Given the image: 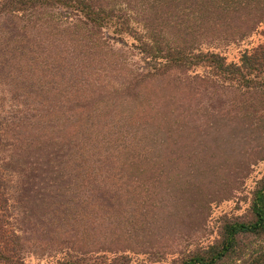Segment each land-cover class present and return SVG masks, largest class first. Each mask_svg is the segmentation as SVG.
Wrapping results in <instances>:
<instances>
[{
	"label": "rangeland",
	"instance_id": "374dc122",
	"mask_svg": "<svg viewBox=\"0 0 264 264\" xmlns=\"http://www.w3.org/2000/svg\"><path fill=\"white\" fill-rule=\"evenodd\" d=\"M38 12L25 27L20 14L0 15V122H24L0 150L21 264H182L226 223L253 219L264 192V20L229 36L242 18L211 19L188 38L192 56L173 62L148 55L133 20L96 31L73 7ZM68 26L93 35L104 74L85 86L59 79L65 93L24 88L48 79L43 62ZM19 65L34 75L24 86L10 76Z\"/></svg>",
	"mask_w": 264,
	"mask_h": 264
},
{
	"label": "trees",
	"instance_id": "16d2710c",
	"mask_svg": "<svg viewBox=\"0 0 264 264\" xmlns=\"http://www.w3.org/2000/svg\"><path fill=\"white\" fill-rule=\"evenodd\" d=\"M53 5L73 7L77 13L83 15L85 19L83 23L86 25L90 23L96 31L109 25L110 22L115 23L117 28L119 27L118 30L135 28L132 23L130 24L131 20L142 24L143 46H145L144 50L148 52V55L154 58L163 55L162 57L166 60L173 62L182 59L187 61L188 56H192L195 44L187 46L188 38H192L190 35L194 34L195 38L192 40L193 42L197 40V36L204 32L208 25L207 22L211 19L219 20L223 16L242 18L241 24L234 25L229 29V36L252 32L264 20V0H0V15L20 14L25 27L26 23L40 21L38 10L41 6ZM69 27L64 28L63 31L69 30ZM75 29L71 28L69 30L71 32L66 31L68 38L61 40L62 45L56 46L55 52L51 51L48 55L47 58L50 60L43 62L42 67L45 75L49 77L48 79L46 77L39 79V85L35 89L34 85L24 86L29 80L34 79V75L26 76V70L20 65L18 69L15 66L9 69L10 76L13 75V70H16L15 74L21 79L18 81L24 88H31L32 92H51L59 89V92L62 93L67 90L59 88V79L65 80L69 77L70 80L72 79L71 81L76 80L72 86H78V84L85 86L87 83L93 82L90 78L97 76L99 78L104 73L96 64L102 57H99L100 55L95 49H90L94 48L95 43L92 41L95 39L91 35L90 40H87L83 36L86 33L81 32L78 28ZM51 32L53 31L51 30ZM169 34L177 38L182 37V45L176 44V40H171ZM17 54L14 51L13 55L20 56ZM105 69H107V65ZM21 72L24 73L21 75ZM110 72H112V67L109 68V71L107 70L106 74L108 75ZM80 79L85 82H81ZM51 100L49 96L43 102ZM51 114L52 111L49 112L47 109L46 115L50 116ZM13 116V118L12 116L8 117L9 122H0V150L6 145L2 139L7 136L8 128L11 126L15 129L24 124L22 121H17L15 115ZM6 140L9 142V137ZM5 170L0 164V262L21 264L18 260L21 252V245L17 238L19 234L11 232L6 224V220L10 216V199L7 174L2 175ZM224 227L220 241L187 258L182 264H264V192L254 201L252 220L229 222ZM252 235L259 239L261 237L262 242L259 245L250 244L249 246L242 243V238ZM68 264L86 263L73 261ZM110 264H130V262L118 258Z\"/></svg>",
	"mask_w": 264,
	"mask_h": 264
}]
</instances>
